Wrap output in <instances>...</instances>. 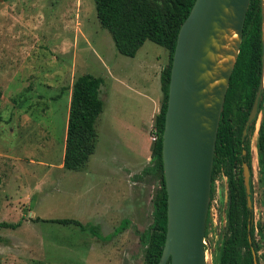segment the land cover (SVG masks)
Returning <instances> with one entry per match:
<instances>
[{
	"label": "rangeland",
	"instance_id": "rangeland-1",
	"mask_svg": "<svg viewBox=\"0 0 264 264\" xmlns=\"http://www.w3.org/2000/svg\"><path fill=\"white\" fill-rule=\"evenodd\" d=\"M227 39L237 40L232 30L225 31L222 41ZM166 64L167 51L149 41L132 58L119 55L95 18L92 0H0V223H18L15 229L0 228V264L143 263L138 234L151 223L158 185L139 175L152 162L153 117L162 101L160 73ZM85 74L101 79L102 111L92 155L82 168L69 171L62 157L70 90ZM261 117L260 111L256 128ZM256 138L253 132L248 145L258 226L264 224V175L257 166ZM93 169L110 171L106 188L98 187L100 174ZM225 185L221 176L213 184L208 264H215L225 226ZM102 205L110 211L100 212ZM100 216L106 226L98 228L99 239L53 222L89 226ZM122 220L127 224L112 237ZM258 227L254 242L262 264Z\"/></svg>",
	"mask_w": 264,
	"mask_h": 264
},
{
	"label": "trees",
	"instance_id": "trees-1",
	"mask_svg": "<svg viewBox=\"0 0 264 264\" xmlns=\"http://www.w3.org/2000/svg\"><path fill=\"white\" fill-rule=\"evenodd\" d=\"M95 18L99 26L111 38L115 51L124 57H134L136 51L149 41L167 51V64L160 73L162 101L153 117L156 138L150 148L151 165L144 168L139 178L152 177L158 188L152 198L151 223L138 234L142 249V264H157L163 247L166 229V195L161 164V132L166 107L167 84L171 56L178 29L187 16L194 0H92ZM261 4V2H260ZM259 0H249L242 26L238 53L230 72L222 109L216 131L210 183L220 171L227 178L226 224L217 250L216 264H253L247 238L252 239L251 212L245 205V194L240 176V162L247 166L246 139L241 140V131L250 111L255 93L261 81V37ZM101 79L85 74L77 77L70 90V99L65 126L62 167L75 171L82 168L92 155L96 142L95 123L102 111L99 98ZM1 97V93H0ZM262 103L260 94L259 107ZM250 124L247 133L252 130ZM263 122L257 137V152L261 172L264 174ZM245 152V156L241 152ZM238 168L239 175L235 174ZM238 174V173H237ZM211 200V188L209 202ZM60 225H75L99 239L95 226H83L75 220L56 219ZM127 224H121L112 233H120ZM16 224L0 223V228L15 229ZM264 241V224L259 225ZM109 235V236H110ZM264 264V253L262 255ZM166 264H169L168 262ZM213 264V261H212Z\"/></svg>",
	"mask_w": 264,
	"mask_h": 264
},
{
	"label": "water",
	"instance_id": "water-1",
	"mask_svg": "<svg viewBox=\"0 0 264 264\" xmlns=\"http://www.w3.org/2000/svg\"><path fill=\"white\" fill-rule=\"evenodd\" d=\"M249 0H194L181 23L171 56L166 107L161 132V164L166 195V229L157 264H208L204 227L207 216L210 176L216 131L230 72L235 62ZM260 7L261 81L242 129L245 134L257 113L262 92L264 155V40L263 12ZM232 30L236 37L235 55L226 72L224 85L214 92L215 101L204 108L202 91L206 83L200 75L210 70L206 58L218 31ZM243 185L248 198V172L242 166ZM253 264H256L253 260Z\"/></svg>",
	"mask_w": 264,
	"mask_h": 264
},
{
	"label": "bare ground",
	"instance_id": "bare-ground-1",
	"mask_svg": "<svg viewBox=\"0 0 264 264\" xmlns=\"http://www.w3.org/2000/svg\"><path fill=\"white\" fill-rule=\"evenodd\" d=\"M260 2L264 15V0H260ZM262 26V38L264 40V18ZM224 35L225 32L222 33L221 31H218L216 40H212L211 46L216 53L214 54L210 51L207 52L206 58L211 63V67L209 71H206L200 75V79L203 80L207 85L206 88L202 91V94L206 96V98L202 101L204 108L206 109L210 108L212 103L215 101L214 92L219 91L220 88L224 85V80L220 77V73L226 72L229 69L235 55L234 47L236 40L234 39V42L232 41V39H227L228 41H222Z\"/></svg>",
	"mask_w": 264,
	"mask_h": 264
},
{
	"label": "flooded vegetation",
	"instance_id": "flooded-vegetation-1",
	"mask_svg": "<svg viewBox=\"0 0 264 264\" xmlns=\"http://www.w3.org/2000/svg\"><path fill=\"white\" fill-rule=\"evenodd\" d=\"M259 100H260V96H259ZM259 100H258V105H257V113L256 115L254 116V118L250 121V123L248 124L247 126V129H246V132L244 135H242V131H241V140H244L246 139V144H247V150H248V154H247V161H248V165L247 166L244 162H240L238 164V167L241 168V171H240V176H241V179H242V185H243V176H242V166L245 165L246 169H247V172H248V198H249V207H247V204H246V193H245V188H244V185H243V188H244V194H245V205H246V208L251 212V216H252V226H253V235H252V239L253 240H250V238L248 237L247 240H248V243L250 244L249 246V251H250V254H251V258H252V263H253V260L255 261L256 264H260L259 262V257L257 255V251H258V248L254 242V233H255V230L257 229V224L254 223L253 221V215H252V202H251V184H250V178H251V162H250V150H249V145H248V137L253 134V132H255L257 135H258V130H259V126L258 128L255 127V121H256V117L257 115L260 113V111L262 112V103H261V107H259ZM251 109V108H250ZM249 114V113H248ZM248 117V115H247ZM247 119V118H246ZM261 121H262V117H261ZM260 121V123H261ZM246 122V121H245ZM244 122V123H245ZM252 124V130L251 132L248 134L247 131H248V128L250 126V124ZM259 123V125H260ZM244 126V124H243ZM243 129V127H242ZM258 137V136H257ZM255 149H256V154H257V166L259 167V171L261 172V167H260V163H259V154L257 152V138H256V145H255ZM241 155L242 156H245V152L242 151L241 152ZM235 174L236 175H239V172H238V168H235ZM238 173V174H237ZM264 175V174H263ZM218 176H221V178L225 181L226 180V185H225V192H226V200H225V209H224V217H225V212H226V207H227V195H228V187H227V178L226 176L223 174L222 171L219 172V174L213 179L212 183H210V186H209V191H210V188H211V200L209 202V206H208V209H207V216H206V220H205V227H204V240H206L209 236L208 234V211H209V208L212 206V203H213V184L215 182V179L218 177ZM211 177V176H210ZM225 224H226V217H225ZM261 226V225H260ZM259 228V227H258ZM224 229H225V226H224ZM224 229L222 230V233H221V237H220V242H221V239H222V234H223V231ZM258 233H261L260 232V229H258L257 231ZM261 236V234H260ZM210 237V236H209ZM262 237V236H261ZM262 239V238H261ZM263 240V239H262ZM219 242V244H220ZM219 244H218V247H219ZM205 247V246H204ZM218 250V248H217ZM264 253V251H263ZM263 255V254H262ZM262 255H261V258L260 260L262 261ZM216 264V263H215ZM263 264V263H262Z\"/></svg>",
	"mask_w": 264,
	"mask_h": 264
},
{
	"label": "crops",
	"instance_id": "crops-1",
	"mask_svg": "<svg viewBox=\"0 0 264 264\" xmlns=\"http://www.w3.org/2000/svg\"><path fill=\"white\" fill-rule=\"evenodd\" d=\"M66 126V125H65ZM65 131V130H64ZM65 134V133H64ZM100 161L101 162H103V160L102 159H100ZM97 171H94V169H93V173L94 174H100V176H99V183H98V187L101 185L102 186V188L104 189V188H106V187H103L104 185H106V184H108L109 183V175H110V171L109 172H106V174H105V172L104 171H102V172H97ZM94 174H91L92 176H95ZM102 175V176H101ZM105 175H107V176H105ZM101 188V189H102ZM101 208L99 209V211L100 212H104V210H106V211H110L109 209H108V207L109 206H105V205H102V206H100ZM105 211V212H106ZM101 214V213H100ZM120 225V224H119ZM92 226H95L97 229L99 228V227H104V226H106L105 224H104V221L101 219V216L98 218V223H96L95 225H92ZM117 228V227H116ZM116 228H114L113 229V231L116 229ZM112 231V232H113ZM112 232L111 233H109V234H112ZM108 234H106V235H102L103 237H105V236H107Z\"/></svg>",
	"mask_w": 264,
	"mask_h": 264
},
{
	"label": "built area",
	"instance_id": "built-area-1",
	"mask_svg": "<svg viewBox=\"0 0 264 264\" xmlns=\"http://www.w3.org/2000/svg\"><path fill=\"white\" fill-rule=\"evenodd\" d=\"M155 138H156V135H155V132H154V130H153V132H152V136H151V141H154Z\"/></svg>",
	"mask_w": 264,
	"mask_h": 264
}]
</instances>
